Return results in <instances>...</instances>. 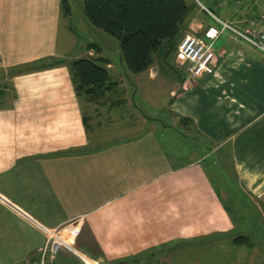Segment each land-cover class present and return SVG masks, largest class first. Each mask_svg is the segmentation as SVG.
Returning <instances> with one entry per match:
<instances>
[{
	"label": "crops",
	"instance_id": "0c3cea01",
	"mask_svg": "<svg viewBox=\"0 0 264 264\" xmlns=\"http://www.w3.org/2000/svg\"><path fill=\"white\" fill-rule=\"evenodd\" d=\"M82 5L0 0V264H39L45 229L67 238L76 222V252L60 249L53 264H174L175 245L183 264L210 254L237 264L236 252L254 243L241 231L254 221L238 222L205 162L219 180L231 165L263 232L264 52L220 26L214 71L190 78L174 50L188 78L171 81L173 124L164 126L191 139L186 157L161 143L159 119L130 101L125 80L115 87L122 94L78 91L70 61L98 56L113 66L100 46L79 47L71 23L94 30ZM258 14L228 16L240 30Z\"/></svg>",
	"mask_w": 264,
	"mask_h": 264
},
{
	"label": "rangeland",
	"instance_id": "374dc122",
	"mask_svg": "<svg viewBox=\"0 0 264 264\" xmlns=\"http://www.w3.org/2000/svg\"><path fill=\"white\" fill-rule=\"evenodd\" d=\"M73 1L76 4L82 2V0ZM187 2L193 5L194 8H192L190 14L191 22L189 27L184 30L182 35L186 33L202 35L209 25L220 28L221 24L218 20H225L234 26L233 23L236 21L234 19H229L230 17L228 15L230 12H233V14L236 15L235 18H238L239 16L242 17L244 13H247L249 8L254 9L256 12H260L262 8H264V0H187ZM237 13H239V15H237ZM191 24L192 27L194 26L193 30H190ZM71 25L76 30L75 33L77 34L79 47L83 46L82 49L85 50V46L89 42L99 45L105 51L104 55L113 63V66L108 69L112 78L118 82L121 79L126 81H124L122 88L129 89L127 93L129 94L130 101L140 109L144 116L150 118L156 117L159 119L157 136L161 143L167 149L177 152L180 150L178 153L182 152L183 156H185L187 154V148L192 146L191 139L186 135L177 133L170 126H164L173 124V120L168 113V104L171 99L169 95L171 81L176 82L180 75L181 77L183 76L182 78H184V80L188 78V73L186 74V65L180 63L174 54V49L180 38L179 40H177V38L163 42V46L155 55L153 66H151L152 68L150 67L148 69L149 71L147 70L148 73L141 75L132 74L125 69V74L123 70L124 66L119 63L117 54H115V49L118 48L119 43L114 36L91 26L90 27L94 30H89L85 26L81 27V25L75 21H73ZM215 47L216 45L213 46V48ZM152 72L154 75L158 74L155 76L156 79L149 80L147 76ZM122 88H114L113 91H110V94H122ZM183 125H181V128L186 132H193L192 127ZM181 128L179 130H181ZM181 132L183 131L181 130ZM186 157H188V154ZM205 164L209 177L213 180L215 186L220 188L223 194V202L231 209L233 214H235V209L237 208L238 222L242 224L245 221L247 223V221H250V218L254 221L252 229L241 231L249 235V238L253 240L254 243L251 246H247V250L244 251L240 249L236 252L238 254L237 258L239 259L237 264H264V253H262V251L264 252V231L262 232V226L259 223L260 213L256 215L257 210L254 204L250 207L246 205L247 198L245 192H243L236 182L230 164L226 165L224 169L226 177L222 176L220 180L216 175L217 172L212 170L209 162H205ZM229 199L235 203L236 207ZM238 237L242 236L239 235ZM246 237L248 238V236ZM173 247L175 249V256L173 258L174 264H183L181 261L182 255L180 245H175ZM231 255V253L229 256L222 255L221 262L227 260ZM207 256L209 257V262L207 261L206 264H220V260H211L215 259V255L211 256L210 254ZM183 261L185 262V259H183Z\"/></svg>",
	"mask_w": 264,
	"mask_h": 264
},
{
	"label": "trees",
	"instance_id": "16d2710c",
	"mask_svg": "<svg viewBox=\"0 0 264 264\" xmlns=\"http://www.w3.org/2000/svg\"><path fill=\"white\" fill-rule=\"evenodd\" d=\"M192 8L187 0H83L82 5L89 25L118 40L116 50L124 69L132 74L143 73L153 65L164 41L183 36ZM87 46L99 48L95 43ZM106 63L107 59L98 56L70 61L78 91L97 96L113 90L117 81L104 67Z\"/></svg>",
	"mask_w": 264,
	"mask_h": 264
},
{
	"label": "built area",
	"instance_id": "2783aa9c",
	"mask_svg": "<svg viewBox=\"0 0 264 264\" xmlns=\"http://www.w3.org/2000/svg\"><path fill=\"white\" fill-rule=\"evenodd\" d=\"M218 22L221 24V28H229L236 31L243 39L264 52V8L259 12L256 19L250 20L248 25L240 30L233 27L225 20H218ZM218 34V28L209 26L204 31V36L209 42L189 33L184 34L180 38L176 53L181 61L187 63V70L190 78H195L203 73L211 74L214 71L213 64L216 56L211 45L215 38H217ZM64 229L65 231L70 232V235L67 238L61 237L56 230L45 229L47 238L45 243L39 248V264H53L60 249H67L71 252H76L73 242L70 241L79 231L78 222L69 223ZM82 261L85 264H99L97 261L84 257H82Z\"/></svg>",
	"mask_w": 264,
	"mask_h": 264
}]
</instances>
